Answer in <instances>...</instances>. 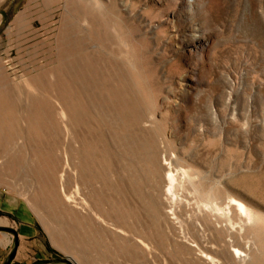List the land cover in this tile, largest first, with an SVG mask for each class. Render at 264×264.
<instances>
[{
	"label": "rangeland",
	"instance_id": "374dc122",
	"mask_svg": "<svg viewBox=\"0 0 264 264\" xmlns=\"http://www.w3.org/2000/svg\"><path fill=\"white\" fill-rule=\"evenodd\" d=\"M0 224L11 264H264V0H0Z\"/></svg>",
	"mask_w": 264,
	"mask_h": 264
},
{
	"label": "crops",
	"instance_id": "0c3cea01",
	"mask_svg": "<svg viewBox=\"0 0 264 264\" xmlns=\"http://www.w3.org/2000/svg\"><path fill=\"white\" fill-rule=\"evenodd\" d=\"M19 252L20 250L18 248L16 257L18 256ZM21 258L24 259H20V261H18L19 264H72L68 259L60 257L41 246L38 247L33 255L25 256L22 254Z\"/></svg>",
	"mask_w": 264,
	"mask_h": 264
},
{
	"label": "water",
	"instance_id": "95a60500",
	"mask_svg": "<svg viewBox=\"0 0 264 264\" xmlns=\"http://www.w3.org/2000/svg\"><path fill=\"white\" fill-rule=\"evenodd\" d=\"M0 231L12 233L15 237V247H14L13 251L11 252V254L9 255L8 260L5 262V264H11L16 258L18 248L20 245L19 232L15 228L10 227V226H6V225H0Z\"/></svg>",
	"mask_w": 264,
	"mask_h": 264
},
{
	"label": "bare ground",
	"instance_id": "6f19581e",
	"mask_svg": "<svg viewBox=\"0 0 264 264\" xmlns=\"http://www.w3.org/2000/svg\"><path fill=\"white\" fill-rule=\"evenodd\" d=\"M171 190H172V187H169V188L167 189V193H168V194H171ZM239 207H240V209L242 210L243 214L247 216L246 211L243 209L244 206H243L242 203L239 204ZM219 216H220V215H219ZM216 217H217V216H216ZM249 218H250V217L248 216V219H249ZM0 225H2V224H0ZM6 226H8V225H6ZM233 253H234V255H235L237 258H239L240 260H242V259L245 257L244 252H243L242 250L238 249V248H234V249H233ZM209 258H211L213 261H215L214 257H209Z\"/></svg>",
	"mask_w": 264,
	"mask_h": 264
}]
</instances>
